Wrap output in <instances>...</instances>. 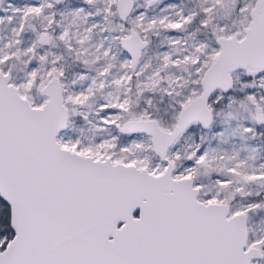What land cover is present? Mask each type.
I'll return each instance as SVG.
<instances>
[{
  "label": "snow or ice",
  "instance_id": "6c2138e0",
  "mask_svg": "<svg viewBox=\"0 0 264 264\" xmlns=\"http://www.w3.org/2000/svg\"><path fill=\"white\" fill-rule=\"evenodd\" d=\"M0 264H264V0H0Z\"/></svg>",
  "mask_w": 264,
  "mask_h": 264
}]
</instances>
